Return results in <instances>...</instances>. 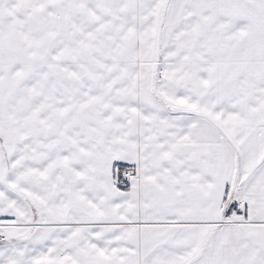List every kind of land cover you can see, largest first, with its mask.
Listing matches in <instances>:
<instances>
[{
	"label": "snow or ice",
	"instance_id": "snow-or-ice-1",
	"mask_svg": "<svg viewBox=\"0 0 264 264\" xmlns=\"http://www.w3.org/2000/svg\"><path fill=\"white\" fill-rule=\"evenodd\" d=\"M0 264H264V0H0Z\"/></svg>",
	"mask_w": 264,
	"mask_h": 264
}]
</instances>
